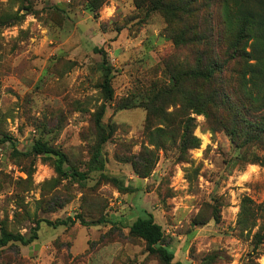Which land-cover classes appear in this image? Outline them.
Here are the masks:
<instances>
[{"label":"rangeland","instance_id":"374dc122","mask_svg":"<svg viewBox=\"0 0 264 264\" xmlns=\"http://www.w3.org/2000/svg\"><path fill=\"white\" fill-rule=\"evenodd\" d=\"M242 5L261 9L0 0V232L28 237L38 224L30 244L0 248V264H165L131 232L149 216L174 262L264 264V133L251 140L250 119L232 111L196 113L183 95L196 92L155 91L235 43L218 16ZM230 66L239 89V62ZM186 130L196 146L182 150ZM37 141L65 154L64 175Z\"/></svg>","mask_w":264,"mask_h":264},{"label":"trees","instance_id":"16d2710c","mask_svg":"<svg viewBox=\"0 0 264 264\" xmlns=\"http://www.w3.org/2000/svg\"><path fill=\"white\" fill-rule=\"evenodd\" d=\"M235 1L244 4V0ZM253 2L258 5L263 4L262 0H253ZM262 7L263 5H261L260 11L254 12L250 9L243 10L242 5L237 10L236 15L235 12L230 15L225 14L223 17L219 15L218 19L224 23L226 32L230 28H234L235 43L227 44L225 50L220 49L221 53L217 56L218 61L209 53L203 54L202 60H204L205 69L186 70L178 75L171 74L169 77L172 80V85L170 87L156 85L155 91H160V93L164 91L196 92L197 95H193L191 92H183L185 106H190L196 113H204L212 118L215 113L218 114L220 111L234 112L237 120H241L239 117L244 116V118L250 119L249 124L245 127L248 131L246 134L250 136L251 140H256L257 137L251 133H264V10ZM220 32L224 34L223 30ZM234 61L239 62L237 84L240 82L242 86L241 88L239 86V89L236 87L237 85H233L232 80L228 77L232 70L230 65ZM187 78L191 80V83L185 88L183 82ZM102 88L110 97L112 90L107 80L104 81ZM160 93H156V95H160ZM231 96H234V98ZM102 113L101 110L99 116ZM190 137L192 138L186 130L182 137V150L187 149L189 146H196V142L191 145L187 142ZM7 140V137H3L0 142ZM193 140L196 141L195 138ZM258 141L259 143L263 142L261 138H258ZM32 149L37 154L56 156V172L60 175L65 174L63 164L66 157L61 150L39 141L34 143ZM132 164L136 173H139L136 169V162H132ZM71 176L78 179L84 178L83 173L75 171L71 173ZM44 222L47 225L56 226L61 224L62 221L52 222L46 220ZM37 230L38 224L33 228L32 233L25 237V235L3 229L0 232V248L14 242L28 245L37 238ZM131 232L144 239L149 251L159 256L165 264H182L179 261H173V253L168 251L163 244V234L159 225L154 223L152 216L138 218L132 224Z\"/></svg>","mask_w":264,"mask_h":264}]
</instances>
